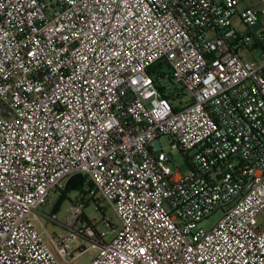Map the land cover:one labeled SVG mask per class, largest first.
I'll return each mask as SVG.
<instances>
[{"label": "built area", "instance_id": "obj_1", "mask_svg": "<svg viewBox=\"0 0 264 264\" xmlns=\"http://www.w3.org/2000/svg\"><path fill=\"white\" fill-rule=\"evenodd\" d=\"M76 173L47 243L36 209ZM96 197L119 225L73 229ZM262 210L264 0H0V264H264Z\"/></svg>", "mask_w": 264, "mask_h": 264}, {"label": "rangeland", "instance_id": "obj_2", "mask_svg": "<svg viewBox=\"0 0 264 264\" xmlns=\"http://www.w3.org/2000/svg\"><path fill=\"white\" fill-rule=\"evenodd\" d=\"M234 22L237 21L234 19ZM188 96V94H185L183 100H187ZM159 140L163 150L165 152L170 151L173 154L174 163L171 164L179 166L181 171L183 172L186 171L187 157H191L193 155V152H188L187 155H185L178 149H171L169 146L170 141L166 136L160 137ZM65 183L66 180L62 182V185L56 188L54 192L47 198L46 203L39 205L36 209V213L39 217L40 222L42 223V226L36 220L35 226L39 231H42L43 239L47 243H49V240L43 229H45L47 233H49L56 241L64 238L68 231L71 230L70 227L66 225L68 212L72 207L74 201L84 197V192L88 188V182H86V180L82 184L76 185L79 186L78 188H75V185L70 188H65ZM101 205L105 207V213L111 218V223L118 226L119 220L112 209L107 206L104 201H101ZM52 213L55 214L54 218L49 217ZM221 214V210H216L215 212H213V214L203 219L200 222L199 226L205 229H210L220 218ZM259 218L261 221H264V210H262ZM88 220L95 223L97 230L109 229V226L106 224V220L102 219V213L98 209H96L91 200H85L83 217L75 223L73 229L77 230L82 226V224H85V226H87L89 224L87 223ZM114 234L115 232L113 231L111 235L113 236ZM90 238L91 237L84 233L78 234L76 239L71 241L69 244L72 248H77L78 245L87 247L90 245ZM96 252L97 249L95 248L87 249L74 260H71L69 262L62 261L61 264H88L94 257ZM67 258H69V255H67Z\"/></svg>", "mask_w": 264, "mask_h": 264}, {"label": "trees", "instance_id": "obj_3", "mask_svg": "<svg viewBox=\"0 0 264 264\" xmlns=\"http://www.w3.org/2000/svg\"><path fill=\"white\" fill-rule=\"evenodd\" d=\"M154 79H155V81L156 82H158L159 81V76L156 74V75H154ZM160 93H161V95L162 96H164V97H166V98H168L170 101H172V100H174L175 99V95L174 94H172V93H170V92H165L164 90H160ZM177 95V98L178 99H180V97L182 96V95H184V93H177L176 94ZM176 101L177 100H174V103L176 104ZM174 108L175 109H178L179 108V105H175L174 106ZM83 176V182H85V180H86V182H88V186H91V181H87V178H86V176H84V175H82ZM68 180V179H67ZM66 180V181H67ZM71 186L70 185H67V184H65V188H70ZM79 186H75V188H78ZM91 201L93 202V204L95 205V207H96V209H98L101 213H102V219L104 220L106 217H108L107 215H106V213H105V207L104 206H102L101 205V201H104L102 198H100V197H96V198H93V199H91ZM105 202V201H104ZM106 203V202H105ZM106 205L107 206H109L107 203H106ZM110 207V206H109Z\"/></svg>", "mask_w": 264, "mask_h": 264}, {"label": "water", "instance_id": "obj_4", "mask_svg": "<svg viewBox=\"0 0 264 264\" xmlns=\"http://www.w3.org/2000/svg\"><path fill=\"white\" fill-rule=\"evenodd\" d=\"M83 183V176L81 173H76L68 178L65 184L70 185L73 187L74 185L82 184Z\"/></svg>", "mask_w": 264, "mask_h": 264}]
</instances>
